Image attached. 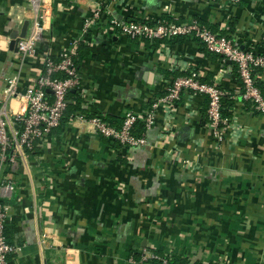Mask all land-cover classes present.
I'll list each match as a JSON object with an SVG mask.
<instances>
[{
	"label": "crops",
	"instance_id": "crops-1",
	"mask_svg": "<svg viewBox=\"0 0 264 264\" xmlns=\"http://www.w3.org/2000/svg\"><path fill=\"white\" fill-rule=\"evenodd\" d=\"M97 8V23L85 31ZM42 12L36 53L11 50V35L26 21L31 33ZM165 15L198 18L264 52V0H0V95L15 75L25 91L46 56L80 42L93 56L73 92L93 114L143 113L171 85L173 70L214 75L237 92L235 65L199 40L176 37L153 47L111 26L112 18ZM260 77L264 83V71ZM236 95L223 140L207 120L206 96L187 92L156 110L144 145H118L77 114L35 153L19 155L2 172L13 189L0 193L18 247L11 264H152L130 259L144 249L190 263L264 264V115ZM20 103L11 101L13 108Z\"/></svg>",
	"mask_w": 264,
	"mask_h": 264
},
{
	"label": "built area",
	"instance_id": "built-area-1",
	"mask_svg": "<svg viewBox=\"0 0 264 264\" xmlns=\"http://www.w3.org/2000/svg\"><path fill=\"white\" fill-rule=\"evenodd\" d=\"M99 13L100 9L97 8L85 21V31L97 23ZM41 15L37 16L31 33L18 42V51L23 56L36 53L37 42L43 28L40 19L44 16V12ZM111 26L115 33L143 43L158 39L167 41L179 36L197 39L210 52L221 55L224 62L231 61L236 66L240 87L237 92H233L231 89L221 87L216 80L213 83L203 81L198 70H191L187 75L175 77L166 93L156 97L143 113L128 111L119 128L110 125L99 115L88 119L95 125L100 135L119 141L125 146L144 145L147 142V132L154 124L156 110L161 106H173L187 92L208 96V121L218 140H223V133L231 122L229 118L222 116L221 103L226 94L232 95L233 98L238 94L243 100L250 101L255 111L264 115V95L256 83L255 76L256 68L264 69V54L251 47H242L232 36L214 31L198 18L185 22L166 18L156 21L112 18ZM77 46L78 43L71 44L57 59L50 55L46 56L43 70L36 82L23 92L17 90L19 79L17 75L7 79L0 95V193L1 189L5 193H10L13 189L11 183L3 181L2 172L17 162L19 155L23 156L28 151H33L36 146H40L60 124L68 106L70 90L80 85L79 70L73 60ZM13 99H19L21 102L17 108L12 107ZM79 115L84 118L82 114ZM138 120L143 121L145 126V130L140 135L133 131ZM6 221L5 205L0 204V264H11L10 256L18 249L17 245L5 235ZM130 259L135 261L133 256ZM148 259H162V257L154 252L147 254L144 249L141 260ZM163 264H169V260L164 258Z\"/></svg>",
	"mask_w": 264,
	"mask_h": 264
},
{
	"label": "trees",
	"instance_id": "trees-1",
	"mask_svg": "<svg viewBox=\"0 0 264 264\" xmlns=\"http://www.w3.org/2000/svg\"><path fill=\"white\" fill-rule=\"evenodd\" d=\"M165 18L168 19V20H173V18L171 16H169V15H165ZM133 20H139V19H133ZM210 28L213 29L214 31H217V32L221 33V34L227 35V32H225V31H220V30L214 29L212 27H210ZM230 29L231 30L234 29L233 25H232V27ZM179 37H183V36H179ZM183 38H186V37H183ZM163 42H164L163 40L158 39V40H155L153 42L146 41V44L148 46L158 47ZM207 52L208 53H213V52H210L209 50H207ZM213 54L218 55L220 57L221 62L226 63V62L223 61V57L221 55L216 54V53H213ZM262 54H264V52H262ZM91 56H93V53H92L90 47L88 45L84 44V42L78 43L77 52L73 56V60L75 62V65H76L77 69L79 70L81 65H82V63H83V61L86 58H89ZM54 58L57 59V57H54ZM263 71H264V69H262V68H256L255 76H256V83L260 87V89H261V91H262V93L264 95V83L261 81V77H260L262 75ZM189 72L190 71L179 72L177 70H173L170 73H173L174 78H175V77L180 76V75H187V74H189ZM235 74L237 75L238 81L240 82L237 69H236V73ZM201 78H202L203 81H206V82H209V83H213V81H214V75L207 76L206 78H204V77H201ZM220 86L222 87V85H220ZM165 93H166V91L163 94H165ZM231 93L234 94L233 92H231ZM205 96H206V99H207V106H206L205 110L207 112L208 105H209V99H208L207 95H205ZM69 98H70V101H68V106H67V108H66V110L64 112V115H63V117H62V119L60 121V124L53 129V131H52V133L50 135L62 132L65 124L77 114H82V115H84V117L86 116V118H91V117L97 115V114H93V113L88 112L86 109H84L81 106V97L77 94V92H73L72 90H70V92L68 94V99ZM233 99L234 98L230 94H226L222 98L221 106H222V116L224 118H230L231 115H232V111L230 109H231V106L234 104ZM245 101H247V100H245ZM247 102L251 103L250 101H247ZM151 103H152V101H151ZM99 116H101V115H99ZM101 117H103L110 125L116 126L118 128L122 126L123 120H124V117L120 118V117H117V116H101ZM207 120H209L208 119V112H207ZM144 130H145L144 122L141 121V120H138L136 122L134 130H133L134 133L137 134V135H140V134H142V132ZM115 142L118 143V145L119 144L123 145L119 141H115ZM37 149H38V146H36L35 149L33 151H30V152L35 153L37 151ZM3 202H4V200H2L0 198V204L4 205ZM5 235L12 242V237L10 235L8 224L5 225ZM154 253H156L159 256H161L162 259H148L147 261H149L152 264H163L164 258L169 260V264H202L201 262L190 263L187 257L179 255V254L178 255L174 254L173 256H171V255L164 254L161 251H154ZM12 256L13 255L10 256V261H12V259H11ZM132 256L135 258V261H140L142 259V253L132 252Z\"/></svg>",
	"mask_w": 264,
	"mask_h": 264
},
{
	"label": "water",
	"instance_id": "water-1",
	"mask_svg": "<svg viewBox=\"0 0 264 264\" xmlns=\"http://www.w3.org/2000/svg\"><path fill=\"white\" fill-rule=\"evenodd\" d=\"M28 29H29V21H26L20 34H18V32H14L11 35L12 38L10 44L11 50L18 51V42L22 37H25L27 35ZM228 62L231 63V61ZM72 91H75V89H72Z\"/></svg>",
	"mask_w": 264,
	"mask_h": 264
}]
</instances>
